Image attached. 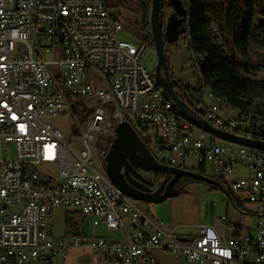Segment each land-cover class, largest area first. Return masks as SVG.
I'll return each instance as SVG.
<instances>
[{
    "label": "built area",
    "instance_id": "2783aa9c",
    "mask_svg": "<svg viewBox=\"0 0 264 264\" xmlns=\"http://www.w3.org/2000/svg\"><path fill=\"white\" fill-rule=\"evenodd\" d=\"M124 31L104 0H0V264H64L73 248L101 252L105 264H160L154 248L191 263L264 264V149L188 121L145 65L148 43L120 37ZM83 90L95 97L82 101ZM202 100L203 119L217 129L260 133L254 115L227 116L232 108L209 87ZM91 109L82 122L79 115ZM66 115L79 126L72 142L51 122ZM123 121L170 167L211 163L213 176L225 180L244 165L246 175L231 185L257 205V234L225 241L214 224H204L181 239L140 208L108 174L111 145L98 146L103 134L114 139ZM59 206L119 236L54 238L52 210Z\"/></svg>",
    "mask_w": 264,
    "mask_h": 264
},
{
    "label": "trees",
    "instance_id": "16d2710c",
    "mask_svg": "<svg viewBox=\"0 0 264 264\" xmlns=\"http://www.w3.org/2000/svg\"><path fill=\"white\" fill-rule=\"evenodd\" d=\"M188 16L185 18V32L180 36L190 39L193 55L191 62L198 75V85H184L176 78L170 62L169 42L164 37L165 54L173 86L179 98L186 104L193 116L204 117L202 90L211 88L225 100V104L236 109L239 115L250 113L260 121V133L250 135L264 138V79L253 76L264 72V0H182ZM163 23L174 11L170 0H162ZM153 0H143L142 38L156 52L151 24ZM261 19V21H258ZM214 22L220 26L218 34ZM147 143L146 137L140 133ZM198 170L207 174L209 181L192 177H181L174 185L173 195L185 192L191 183H207L213 189L226 188L221 177L207 173L203 164ZM230 191V189H229ZM232 194V193H231ZM236 206L243 210L240 203ZM81 212L69 210L66 216L67 235L79 234L76 218Z\"/></svg>",
    "mask_w": 264,
    "mask_h": 264
},
{
    "label": "water",
    "instance_id": "95a60500",
    "mask_svg": "<svg viewBox=\"0 0 264 264\" xmlns=\"http://www.w3.org/2000/svg\"><path fill=\"white\" fill-rule=\"evenodd\" d=\"M170 2L173 5L174 11L168 17L165 26L162 14L163 2L162 0H153L151 24L158 58L155 67V78L158 84L174 99L180 113L192 124L222 140L264 149V139L223 132L211 125L207 120L196 118L177 95L167 65L164 37L167 38L169 43L177 41L180 34L185 32L184 22L188 16V11L182 0H170ZM123 163L129 167L142 168L149 172L163 173L172 178L167 186L165 181L156 191H152L150 187L145 185L141 188H128L122 182V179L125 181L124 174L121 172ZM107 170L110 178L117 187L132 198L134 202L143 204H158L174 196L171 192L172 188L181 177H192L202 181H209L210 179L207 174L198 170L170 167L158 161L138 132L127 121L119 123L116 128V137L107 155ZM139 176L144 182H148V179L143 175Z\"/></svg>",
    "mask_w": 264,
    "mask_h": 264
},
{
    "label": "crops",
    "instance_id": "0c3cea01",
    "mask_svg": "<svg viewBox=\"0 0 264 264\" xmlns=\"http://www.w3.org/2000/svg\"><path fill=\"white\" fill-rule=\"evenodd\" d=\"M238 115L239 112L232 116ZM198 167L194 166L193 168L197 169ZM245 175L246 168L240 164L236 173L231 175V182ZM225 180L227 189H213L207 183H191L187 185L184 193L174 195L153 208L149 207V204L143 203H138V206L148 212L164 228H171L174 235L181 239L195 237L199 233L200 226L204 224H214L225 241L237 236H255L259 224L257 205L248 201L245 193L234 190L227 177ZM236 203H240L243 210H240ZM77 249L90 250L96 254L95 257L98 261H92V264H105L104 254L91 249L73 248L68 251V254ZM152 253L160 264H171L170 259L174 258L173 254L163 251L161 248L152 249ZM67 257L64 264H66ZM179 261L182 264H198L186 262L183 259ZM69 264H73V262L71 261Z\"/></svg>",
    "mask_w": 264,
    "mask_h": 264
},
{
    "label": "rangeland",
    "instance_id": "374dc122",
    "mask_svg": "<svg viewBox=\"0 0 264 264\" xmlns=\"http://www.w3.org/2000/svg\"><path fill=\"white\" fill-rule=\"evenodd\" d=\"M107 8L109 9L110 15L120 21L125 31L120 33V37L125 39L134 40L139 42V39L143 35V0H104ZM261 21V19H258ZM167 24V23H166ZM166 24H164L166 26ZM214 27L216 32L220 33V26L218 23L214 22ZM170 53V62L172 65V70L177 79H179L184 85H198V75L196 69L193 67L191 60L192 57V47L190 39L187 36H179L176 42L169 43L168 45ZM264 51L263 49H260ZM49 57V56H48ZM157 54L150 47L148 48L144 61L148 69H150L155 75V67L157 65ZM256 79H264V72H260L253 76ZM92 96L87 97L90 99ZM78 108L81 109L82 104L77 103ZM92 110L82 111L79 118L82 122H85L91 115ZM237 110L233 109L231 112L226 113L227 116H232L237 114ZM51 122L58 127L66 136V139L70 142L74 140V133L78 132L79 126L76 119L71 115H66L64 117L53 118ZM114 139L111 137H106L104 134L101 135L98 146L100 148H107L111 145ZM166 154V153H165ZM193 163L188 160V167L193 168ZM192 164V165H191ZM198 167L199 163H194ZM107 166V165H106ZM207 173L209 175L213 174V165L209 163L207 165ZM149 174V171H146ZM229 182H231V175L226 176ZM204 184V183H203ZM157 204H149V207L153 208ZM69 210L74 211L66 206L55 207L52 210V231L54 238H60L67 235V225L66 216ZM76 222L80 227V232L85 231L87 234H94L95 236H106L108 238L117 237L118 232L113 230H106L102 227H96L93 225V218L90 216H85L84 214L78 215ZM96 254L92 253L90 250L77 249L72 253L68 254L66 259V264L73 262V264H92L97 262ZM171 258V264H182L179 260H185L182 256H174ZM186 261V260H185ZM184 262V261H182ZM187 262V261H186Z\"/></svg>",
    "mask_w": 264,
    "mask_h": 264
},
{
    "label": "flooded vegetation",
    "instance_id": "af4514ba",
    "mask_svg": "<svg viewBox=\"0 0 264 264\" xmlns=\"http://www.w3.org/2000/svg\"><path fill=\"white\" fill-rule=\"evenodd\" d=\"M121 172L124 174L125 181L122 179V182L128 187H143L148 186L151 188L152 191H156L160 188L163 182L166 181V186L171 180L172 177H169L163 173H155L150 171L149 174L142 168H133L129 167L127 164L123 163L121 166ZM143 175L145 178L148 179V182H144L139 175ZM174 188V186H173ZM172 188V194H173Z\"/></svg>",
    "mask_w": 264,
    "mask_h": 264
},
{
    "label": "bare ground",
    "instance_id": "6f19581e",
    "mask_svg": "<svg viewBox=\"0 0 264 264\" xmlns=\"http://www.w3.org/2000/svg\"><path fill=\"white\" fill-rule=\"evenodd\" d=\"M209 92L214 97H217V98H220L221 100H223V103L225 104V100L222 97H220L216 92H214L211 88H209ZM90 96L95 97V90H83V92H82V101H89V99H86V98L90 97Z\"/></svg>",
    "mask_w": 264,
    "mask_h": 264
}]
</instances>
